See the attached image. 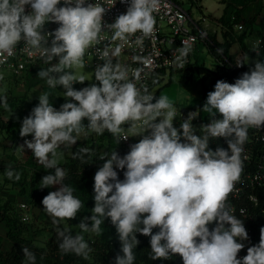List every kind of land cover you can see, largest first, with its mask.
I'll return each instance as SVG.
<instances>
[{
	"label": "clouds",
	"instance_id": "1",
	"mask_svg": "<svg viewBox=\"0 0 264 264\" xmlns=\"http://www.w3.org/2000/svg\"><path fill=\"white\" fill-rule=\"evenodd\" d=\"M159 4L160 0H130L124 14L104 25L105 7L86 0H63V6H59L61 0H0V64L13 56L23 41L22 51L29 56L39 55L50 65L37 76L50 88L65 89L66 102L59 110L50 103L48 93L40 94L39 103L20 128L21 137L32 136L20 148L31 150L44 169H54V173L42 177L40 188L59 185L42 199L44 211L56 226L58 247L64 254L74 253L85 259L92 251L82 234L73 236L59 227L60 221L75 219L84 205L74 195L75 189L64 183L67 173L58 166L57 149L75 145L81 133L102 135L107 130L118 136L123 131L121 126L130 123L133 136L142 138L123 157L116 151L99 157L105 162L94 175V207L92 214L78 224L81 232L99 235L101 225L110 219L122 252L114 264H134L133 249L139 243L136 233L150 237L152 260L179 255L183 264H264V227L259 243L238 258L245 247L238 240L249 237L243 221L227 204L243 171L248 130L264 127V61H255L254 67L234 83L216 82L203 106L214 117L201 125L203 136L194 130V112L176 128V112L169 98L161 95L157 99L135 83L153 61L134 56L133 60L143 67L133 70L132 79L127 66L112 62L121 54L124 42L136 33L141 34L136 39L141 46L144 38L153 36V13ZM25 6L32 11L26 14ZM47 22L59 27L44 33ZM104 27L112 32V41L121 43L99 52L104 63L95 68L98 83L76 90L73 85L83 84L85 77L78 76L74 69L83 66L87 49L99 42ZM49 37H53L50 46ZM190 50L188 44L177 50L175 61L179 67H185ZM54 58H58L57 63H52ZM0 103L7 109L6 96L0 97ZM217 113L220 118H216ZM138 123L143 132L135 131ZM221 137L228 148L210 149V138ZM88 152V148H81L74 158ZM117 168L126 169L123 180L118 178ZM5 175L20 179L11 168L5 170ZM213 223L215 227L210 230ZM153 229L158 231L153 233ZM22 252L23 264H35L36 256L29 248L22 247Z\"/></svg>",
	"mask_w": 264,
	"mask_h": 264
},
{
	"label": "trees",
	"instance_id": "2",
	"mask_svg": "<svg viewBox=\"0 0 264 264\" xmlns=\"http://www.w3.org/2000/svg\"><path fill=\"white\" fill-rule=\"evenodd\" d=\"M215 20V19H214ZM220 22L225 31L223 32V41L218 42L214 36L207 34L205 37H201L208 52L216 59L217 66L213 72V76L210 82V87H215V84L219 80H223L228 83H234L236 79L240 78L244 72L247 71V65L245 63L246 58L256 59L257 61H264V21L259 22V30L257 36L259 37V43L254 49H250L245 44V38L252 33V28L255 23V19L244 20L238 16V12H235V17L232 22H227L223 17L216 19ZM242 25V30L239 34L234 32V27ZM233 43H238L241 49V57L239 60H235L231 57L229 49ZM242 64L241 66H238ZM190 70H186L187 73ZM187 79L190 80V74L187 73ZM163 80L154 76L149 85V91L154 87L161 85ZM98 83V82H95ZM166 82L163 86H166ZM77 87V84H74ZM7 97V103H13L11 115L7 120L1 119V114L6 109L0 108V136L4 140H8L11 144L9 146L4 145L0 141V150L4 151L6 148L15 147L20 141L24 145L25 140H31L29 136L21 137L16 133L22 124L20 112L24 104L23 99L18 97L7 96L6 93L0 95V97ZM157 98L156 94L154 95ZM65 103L64 99L56 98L53 107L59 110L60 106ZM203 101H201L202 105ZM3 104V103H0ZM37 104H31L30 108L33 109ZM193 112L194 110H189ZM200 115V114H199ZM217 118H220L219 113L216 114ZM201 117L199 116V119ZM201 120V119H200ZM85 125L88 123L84 121ZM194 130L197 135L203 136L204 133L200 129L201 123L192 120ZM179 129V127H176ZM20 132V131H19ZM221 147L228 148L225 138L211 139L209 141V148L215 150ZM81 148H88V153H82L74 158V154H77ZM24 156L21 159L13 158L6 169L11 168L14 172L20 174V179L17 181L14 178L8 179L5 177L2 182L6 185L0 187L5 189L7 186L17 189V196L20 202L24 203L26 197L29 202L34 206L36 204H42L44 196L51 191L50 188L41 189L40 181L43 176L49 173H54V169L46 170L43 165L39 164L33 157L31 150L24 146ZM116 151L120 157H123L128 152L121 147L120 142L111 133L105 130L102 135H97L94 132H89L87 135L81 133L77 137V143L70 146V153L65 157L62 163L58 166L63 168L67 175L64 183L70 185L75 189L74 195L79 198L83 207L80 209L77 217L72 220H62L68 226L79 224L81 219L85 217L84 208L94 205V175L96 171L103 165L104 160H100L99 157L104 153H111ZM23 159V160H22ZM21 160L18 165H14L15 162ZM17 164V163H16ZM118 173L120 180L124 179V170L115 169ZM21 203V204H22ZM25 204V203H24ZM89 213L87 216H90ZM19 211L16 210L15 204L7 200L0 199V222H4L7 228L6 238L10 242V248L3 251L1 248L0 237V264H23L24 256L22 247L29 248L36 256L35 264H86L84 258L77 256L74 253L64 254L60 251L58 245L59 240L57 234L53 235L43 247L35 246L32 241L23 236L24 224L19 219ZM61 222V221H60ZM59 222V224H60ZM60 226V225H59ZM62 229V228H61ZM102 232L97 235L94 233V243L90 245L92 250L104 251L103 253L96 254L93 257V261H102V264H114L115 257L121 252V244L118 239L116 229L111 224L110 219H106L101 225ZM210 229V225H209ZM66 230V229H65ZM158 229H153V233ZM137 240L139 241L136 248L133 249L135 255L134 263L142 261L145 264H183V261L179 255L171 256L168 260H152L150 258V237L136 233Z\"/></svg>",
	"mask_w": 264,
	"mask_h": 264
},
{
	"label": "built area",
	"instance_id": "3",
	"mask_svg": "<svg viewBox=\"0 0 264 264\" xmlns=\"http://www.w3.org/2000/svg\"><path fill=\"white\" fill-rule=\"evenodd\" d=\"M196 1V0H189ZM87 3H96L105 7L103 15V24L113 23L115 19L124 14L130 4V0H86ZM63 6V0L61 5ZM31 7L25 6L26 14L30 13ZM156 19L155 31L153 36L144 38L143 45L136 43L137 37L141 34L136 33L124 42L121 54L118 57H113L112 62H119L121 65L127 66L129 70V78L132 79L134 69L143 67L142 64L133 60L134 56L150 58L153 61L151 68H145L141 73V79L135 81L138 88H147L151 79L156 76L164 80L167 75L177 72H185L191 66L192 52L201 37L207 34L198 29L195 22L191 19L187 9L181 7L175 0H160L158 9L153 13ZM59 25L54 22H47L44 25L43 32H54ZM238 30H242V25H237ZM112 32L106 27L102 29L99 37V42L89 47L84 56V63L95 71L97 65H102L103 60L99 58V52H102L107 46L110 50L114 49L121 42L119 40L112 41ZM48 38V46L51 45V39ZM184 44L191 46L189 55L185 60V67L181 68L177 65L175 57L179 54L178 49ZM25 47L21 41L15 50V54L8 57L6 62L0 64V76H11L13 78H21L25 75H31L34 72H39L41 69H47L50 65L46 64L39 55L29 56L22 51ZM99 50V51H98ZM58 58H54L52 63H57ZM155 102V100L153 101ZM176 118L173 121L175 127H179L184 119H186L191 111H178ZM195 121L202 123L199 119V113L193 111ZM123 131L116 136L121 147L127 152L130 151V146L135 144L131 141L129 129L130 123L121 126ZM136 128H143L140 123ZM107 131V130H106ZM127 136V140L123 138ZM242 153L243 171L240 179L235 183L232 193L229 194L227 204L231 208L232 213L243 221L248 239L239 241L244 244V248L238 253V258H243L247 254L248 247L257 245L260 239V229L264 227V127L259 129L249 128L248 139L243 145ZM19 219L28 221L29 207L22 203L19 205ZM215 227V223L210 224V230ZM89 246L94 243V234L85 237ZM104 251L92 250L87 259L84 258L86 264H102V261L94 262L93 257L96 254ZM111 264V263H110ZM134 264H145L138 261Z\"/></svg>",
	"mask_w": 264,
	"mask_h": 264
},
{
	"label": "crops",
	"instance_id": "4",
	"mask_svg": "<svg viewBox=\"0 0 264 264\" xmlns=\"http://www.w3.org/2000/svg\"><path fill=\"white\" fill-rule=\"evenodd\" d=\"M175 1L181 7L188 10L191 19L195 22L199 30H201L202 32L206 34L214 36L218 42L223 41V32L225 31V27H223V25L220 22H218L216 19L223 17L225 21L232 22V20L235 17L236 11L238 12V16L244 20L255 19V23L252 28V33L246 36L245 44L250 49H254L258 45L259 37L257 36V31L259 30V22L261 20L264 21V0H196V1L175 0ZM240 31L241 30H238L236 27H234V32L236 34H239ZM229 53L232 58H234L235 60H239L241 57V49H240L239 44L233 43L229 49ZM212 58L214 59L215 67L213 70L210 71V75H211L210 82L213 76V72L215 71L216 66H217L216 59L213 56ZM255 61L257 60L252 59V58L245 59L248 72L250 71V69L254 67ZM188 72L190 74V80L187 79ZM188 72L184 73L186 75V82H190L192 80L193 68L191 66ZM37 74L38 72H34L31 75H25L21 78H13L8 75H4L3 77L5 78L4 79L5 82L3 84L5 85V88H6L5 93L7 94V96L18 97V99L24 100V104L20 112L22 119H24L31 113V110H32L30 108L31 104L39 103L38 97L42 93L49 94V100H50V103H52V105H54L56 98H61L65 100L64 93H63L65 89H63V87L58 86L56 88H50L47 85L46 81L44 79L39 78ZM206 76H209V75L207 74ZM95 82L96 80L92 82H84L83 84L75 83L77 84V87H75L74 85L73 87L76 90H79ZM167 82L168 84L162 87V85L166 83L163 80L161 85L154 87L151 90V94H153L154 89L157 88V91L154 93V95L156 94L157 99H158L159 96H161L160 93L164 90V88L168 87L171 84L170 79ZM33 83H35L36 85H33V86L30 85ZM17 87L20 90V92L19 94L14 95L13 89ZM213 90H214V87H210V83H209L208 88L203 91L202 98L200 100V105H201V101H203V103L201 105L200 110H198V112L200 113V117L202 119L201 125H206L210 123V120L214 118L211 113H208L203 110V106L207 100V94ZM7 104H8L7 109L5 110V112L1 114V119L3 120H7L9 116L11 115L13 103L9 102ZM2 105L3 104H0V108H3ZM21 125L19 127V130L16 132L18 134H20L19 131H20ZM135 131L143 132V128H139V129L135 128ZM129 134H130L131 141L133 143L139 142V140L142 138V136L140 135L133 136L132 131H129ZM145 134H148V133H145ZM29 137L30 139H32L31 135H29ZM0 141L6 146H9L11 144L8 140H4L2 136H0ZM21 142L22 141H20L18 144L15 145L16 148L10 147V148H6L4 151L0 150V171L3 169H6V167L8 166V163L13 158L15 159L23 158L24 156L23 149L20 148V146H22ZM69 153H70V146L66 147L64 145H61V147L57 149L58 164L62 163L65 160V157L69 155ZM58 187L59 185L51 187V191H53L54 189H57ZM6 188L0 189V199L7 200L11 203H14L15 206H19L22 202L18 200L17 189L13 187L10 188V189L12 188L16 189L14 193L13 190H7ZM6 232H7V228H6L5 223L0 222L1 243L4 245L3 248H5L3 251L8 250L11 245L10 242L6 238Z\"/></svg>",
	"mask_w": 264,
	"mask_h": 264
},
{
	"label": "rangeland",
	"instance_id": "5",
	"mask_svg": "<svg viewBox=\"0 0 264 264\" xmlns=\"http://www.w3.org/2000/svg\"><path fill=\"white\" fill-rule=\"evenodd\" d=\"M192 62L191 67L193 68V75L192 80L190 82H186V75L184 72H177L173 73L171 75H167V77L164 79V82H167L169 79L171 80V84L164 88V90L160 93V95H165L169 98V101L174 105V109L178 111H189L194 110L195 112L199 113L198 110H200V100L202 98L203 91L208 88L210 83V71L214 69L215 62L212 58L211 54L206 49V46L203 41H199L194 48L192 52ZM75 73L79 75H83L85 77V82H92L95 80V71L88 67L85 63L82 67H77L74 69ZM209 76H206V75ZM5 78H3L4 80ZM0 95L6 92L5 85L3 84L5 80L3 81L0 79ZM38 83V82H37ZM165 84V83H164ZM163 84V85H164ZM30 85H36L35 83ZM15 87V86H14ZM157 91V88L154 89L153 94ZM20 90L17 88L13 89L14 95L19 94ZM3 108L6 109L4 105H2ZM197 110V111H196ZM200 114V113H199ZM25 150V149H24ZM23 160V159H22ZM21 160L15 162V166L18 165V163ZM17 163V164H16ZM11 164L10 162L8 163ZM7 166V167H8ZM5 170L3 169L0 171V187L6 186L2 180L4 181L6 175ZM10 186H7V190H13L14 193L16 189H10ZM57 189H54L55 191ZM25 201L24 203L29 207V219L28 221H22L24 224V232L23 236L37 247H43L48 242V240L53 236L57 234L56 226L52 224L51 218L46 214V212L43 209L42 204H36L32 205L29 200L24 197ZM94 205L90 207L84 208V214L85 217L92 213V208ZM16 210L19 211L20 215V208L19 206H15ZM18 215V216H19ZM60 228L66 229L71 232V234L74 236L76 234H82L85 237H88L90 235H93L94 233L88 232V233H82L80 228L78 227V224L73 226H68L63 221L59 224ZM4 245L1 243V248H3Z\"/></svg>",
	"mask_w": 264,
	"mask_h": 264
}]
</instances>
